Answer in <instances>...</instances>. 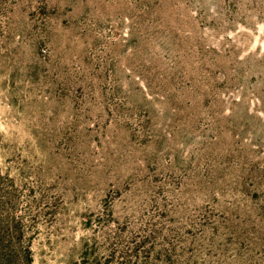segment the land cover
I'll return each instance as SVG.
<instances>
[{
    "label": "rangeland",
    "instance_id": "obj_1",
    "mask_svg": "<svg viewBox=\"0 0 264 264\" xmlns=\"http://www.w3.org/2000/svg\"><path fill=\"white\" fill-rule=\"evenodd\" d=\"M0 241L264 264V0H0Z\"/></svg>",
    "mask_w": 264,
    "mask_h": 264
},
{
    "label": "trees",
    "instance_id": "obj_2",
    "mask_svg": "<svg viewBox=\"0 0 264 264\" xmlns=\"http://www.w3.org/2000/svg\"><path fill=\"white\" fill-rule=\"evenodd\" d=\"M28 261L29 259H26V262ZM17 262L18 258L14 251L1 244L0 241V264H18Z\"/></svg>",
    "mask_w": 264,
    "mask_h": 264
}]
</instances>
